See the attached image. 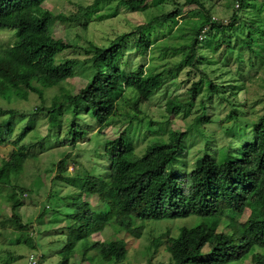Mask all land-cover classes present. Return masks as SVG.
<instances>
[{
  "label": "trees",
  "instance_id": "1",
  "mask_svg": "<svg viewBox=\"0 0 264 264\" xmlns=\"http://www.w3.org/2000/svg\"><path fill=\"white\" fill-rule=\"evenodd\" d=\"M45 1L0 0V30L14 29L16 37L12 44L0 50V99L23 96L25 91V95L33 93L38 99H42L44 94V102L46 90L58 88V93L52 95L48 105L42 102L41 106L33 107L35 112L46 113L44 119L48 124V131L39 140L38 137L32 139L30 135L28 142H23L36 127L34 118L12 138L13 117L19 112L23 115L24 112L0 107V145L11 140L12 146L8 157L0 161V189H12L7 196L11 214L5 215L0 220V225H10L20 232L27 229V224L22 222L19 213L26 188L13 181L18 179L25 162L30 159L32 145L43 141L49 131L57 127L60 117L67 116L68 113L71 117L70 123L65 125L68 127V134L58 144H68L71 147L84 135L83 127L78 123L82 113L89 114L96 121L98 133L120 121H125L127 127L134 120L141 123L142 119L138 117L141 105L152 99L179 67L178 63L174 67L163 64L161 69L156 70L152 65L142 64L133 71H126L121 66L127 39H133L134 49L141 56L154 47L153 41L142 31V24L136 25L129 32L118 34L107 45H98L89 40L84 44H75L54 37L51 31V26L56 22L68 26L77 24L86 31L93 15L105 19L115 14L97 13L99 6L112 1L131 11H138L150 5H158L164 0H152L151 3L147 0H93L89 5L80 4L76 12L69 15L44 8L42 5ZM232 2L234 5L238 2L239 5L235 7L229 21L225 18L213 19L205 0L176 1L174 9L157 18L173 21L178 17H196V20L181 35L191 36L190 41L176 48L162 46V55L169 50L175 53L178 51L185 57L183 64L200 63L195 60L200 49L197 43L204 39L207 32L212 31L220 34V39H214L212 50H209L214 57L218 53L219 59L226 55L225 49L233 47L227 31L235 32L238 26L236 21L239 23L240 20L238 12L245 8L246 0ZM186 6L195 8L183 15V7ZM155 19L151 18L148 23ZM243 21L246 25L247 21ZM236 37L239 38L234 43V47L238 48V61H242L240 55L244 49L251 56H264L262 36H255L251 31L244 34L239 29ZM259 48L262 49L258 50ZM65 51H70L71 57H63L62 53ZM201 54L202 52L199 53L200 58L208 63L209 58ZM83 68L89 71L84 86L76 92L63 87L62 84L67 79L80 73L78 70ZM200 86L201 79L192 83L187 98L178 99L175 96L167 99L166 111L176 115L195 102L200 94ZM225 86L215 80H208L205 98L198 102L199 117L184 131L169 130L167 140L156 138L141 154L135 152L132 137L126 127L116 138L105 140L104 151L101 153L106 159L107 173L104 180L85 171L86 169L75 175H68L66 170L71 157L69 153L54 164L57 173L54 179L71 187L64 203L74 208L69 216L77 230L62 248V264H69L75 253V242L80 239L86 240L85 247L79 254L81 259L92 253L106 264L123 262L127 256V243L123 238L91 240L93 234L101 232L110 222L117 225V231H126L139 237L144 226L136 225L138 222L135 220L175 219L190 215L198 216L199 223L192 227H182L177 235L166 236L164 240L173 264H237L247 257H250L252 264H264V114L255 121L245 123L241 121L243 115L240 109L231 108L225 120L233 123L224 126L223 131L236 141L229 140L228 146L220 148L219 155L214 157L208 153L211 147L208 136L204 135L207 142L192 169L184 173L179 169L185 140L190 136L191 130L195 129L203 135L198 125L212 122L207 111H202L203 104L216 96L228 101L230 106L236 105L229 100L236 93H226L228 90L224 89ZM120 99L130 106L132 114L117 112ZM239 127H251L253 137L250 141L241 142L242 132L237 130ZM93 195L97 197L98 204L94 208L84 198ZM44 209L45 206L39 213V218L45 214ZM245 209L249 210V214L242 223L240 237L234 240L227 230ZM221 225L223 230H219ZM161 237L156 238L154 247L161 243ZM34 245L29 242L30 247ZM256 249L262 251L258 252Z\"/></svg>",
  "mask_w": 264,
  "mask_h": 264
},
{
  "label": "rangeland",
  "instance_id": "2",
  "mask_svg": "<svg viewBox=\"0 0 264 264\" xmlns=\"http://www.w3.org/2000/svg\"><path fill=\"white\" fill-rule=\"evenodd\" d=\"M147 1L151 3L152 0ZM176 1L182 2L183 0H164L158 5H150L146 9L138 11H131L118 4V2L112 1L99 6L97 13L100 15L115 12V14L105 19H99V17L93 15L86 31L82 30L77 24L68 26L56 22L51 26L52 34L56 38L72 41L75 44H84L86 40H89L98 45H107L118 34L129 32L136 25L142 24V31L153 41L154 47L141 56L134 49L133 39H127L121 66L126 71H133L142 64L144 66L146 64L152 65L156 70L161 69L163 64L166 67H174L178 63L179 67L173 71L172 77L158 89L152 99L141 105V113L138 115L142 119L141 123L134 120L131 126L127 127L128 124H125V121H120L103 129L102 133H98L96 121L89 114L82 113L78 123L83 127L84 135L75 146L71 147L68 144H58L68 134L66 132L68 127H65L71 119L68 113L67 116L62 115L60 117L59 121L61 123L59 122L56 128L49 131V135L43 141L32 145L30 149L33 152L29 156L30 159L25 162L23 172L18 179L13 181L14 184L26 188L22 196L23 203L19 208V213L22 222L27 224V229L20 232L10 225L4 227L0 225V264H29L28 257L30 255L36 257L38 264H62V248L77 231L73 220L69 216L74 208L64 203L66 194L71 187L54 179L57 174L54 164L64 154H71L67 163L66 171L68 175H75L77 172L86 169L85 171H90L91 174L104 180L107 168L105 167L106 159L101 156V153L104 151L105 140L116 138L121 130L126 127L132 137L135 152L141 154L145 147L156 138L160 137L167 140L169 130L184 131L188 125L193 123L195 118L199 117L198 102L201 98H205L208 80H215L219 84L226 85L224 88L228 90L226 93H236L232 97L229 96V100L235 102L236 105L230 106L228 101L220 100L216 96L213 97L212 101L208 100L203 104L202 111H207L212 122L198 125V129L203 132V135L194 129L191 130L190 136L186 138L180 157L182 162L179 163L181 173L190 171L196 158L203 153V148L207 142L204 135L208 136V143L211 147L208 153L214 157L219 155L220 148L228 146L229 140L236 141L231 135L224 134L223 131L224 126L233 123V121L225 120L231 108L240 109L243 115L241 121L245 123L255 121L264 114V56L260 57L258 54L255 57L251 56L248 50L244 49L240 55V60H242L240 62L236 58L238 48L234 47V43L239 39L236 37L239 29L244 34L251 31L253 35L264 38V0H246L245 8L238 12L240 20L239 23L236 21L238 26L235 32L227 31L230 36V44L233 47L229 46L225 49L224 54H227L220 59L218 53L214 57V54L210 51L212 50L213 40L220 39V34H215L213 31L207 32L203 40L199 39L197 46L200 49L196 53L195 60L200 61V63L194 62V65L183 64L185 57L181 52L176 51L175 53L169 50L162 55L163 50H160L162 46L176 48L182 44H187L191 38V36L181 35L189 30L196 17H178L173 21H163L157 18L159 15L174 9ZM92 2L93 0H46L42 6L54 13L69 15L76 12L80 4L89 5ZM205 3L214 18L231 20V15L235 9L232 0H205ZM193 8L195 7H183L185 11L183 15ZM153 17L156 19L148 23ZM243 20L247 21L246 25ZM15 39L14 29L0 30V50L12 44ZM260 49L262 48L258 50ZM262 51L259 53H262ZM200 52H202L201 55L204 54L212 62L208 60V63H205L202 60L203 58H200ZM70 55V51L62 53L63 57H71ZM60 57L61 55L58 59ZM78 72L80 73L67 79L62 84L63 87L76 92L84 86L87 81L86 74L89 71L83 68ZM199 79H201V86L198 89L200 94L195 102L191 103V106L187 105L176 115L169 114L165 109L166 100L175 96L178 99L187 98L188 89L193 82ZM56 93H58L56 87L46 90L44 102L42 101L44 94L42 99H38L33 93L25 95V91L23 96L0 99V107L3 109L8 107L16 109L18 112H24L23 115H20L19 112L18 115L13 117L14 134L12 138L20 131L21 127L32 121V118L35 119L36 127L26 136L23 142L27 143L30 135L32 139L38 137V140L46 135L48 131V124L44 119L46 113L35 112L33 107L41 106L43 103L48 105L52 95ZM226 93H223V95L228 97ZM125 94L128 95L127 91ZM117 108V112L120 114L133 113L130 106L125 104L122 99L118 100ZM1 117L2 114H0V119ZM119 118H121L120 115ZM149 122L151 123L149 124ZM237 130L242 132V138H240L242 143L252 139L251 127H239ZM155 131L158 133H155ZM10 142L11 140L0 145V161L2 158L8 157L12 149ZM11 192V187L0 189V220L5 215L11 214L10 204L7 201V196ZM84 198L90 203L91 207L94 208L98 205L96 204L97 197L95 195ZM43 206H45V214L39 218ZM248 214L249 210L245 209L242 215L229 226L227 231L234 240L240 237L242 223ZM135 221L138 222L135 223L136 225L141 224L144 226L139 237H134L126 231H117V225L110 222L101 232L93 234L91 240H104L107 237L110 239L123 238L127 243V256L123 262L116 264H173L165 248L164 240L166 236H175L182 227H192L198 224L200 218L196 215H190L175 219ZM223 229L221 225L219 230ZM159 236H162L161 243L154 247L153 243ZM29 242L35 245L30 247ZM85 242V239L75 242V253L69 264H106L92 253L81 259L79 254L83 251ZM256 251L261 252L262 250L256 249ZM237 264L252 263L250 257H247Z\"/></svg>",
  "mask_w": 264,
  "mask_h": 264
},
{
  "label": "built area",
  "instance_id": "3",
  "mask_svg": "<svg viewBox=\"0 0 264 264\" xmlns=\"http://www.w3.org/2000/svg\"><path fill=\"white\" fill-rule=\"evenodd\" d=\"M238 5H239L238 2H236L235 7H238ZM213 19H215V18L213 17ZM36 262H37V260H36V257L34 255H30L28 257V263L29 264H36Z\"/></svg>",
  "mask_w": 264,
  "mask_h": 264
},
{
  "label": "clouds",
  "instance_id": "4",
  "mask_svg": "<svg viewBox=\"0 0 264 264\" xmlns=\"http://www.w3.org/2000/svg\"><path fill=\"white\" fill-rule=\"evenodd\" d=\"M38 261V260H37Z\"/></svg>",
  "mask_w": 264,
  "mask_h": 264
}]
</instances>
